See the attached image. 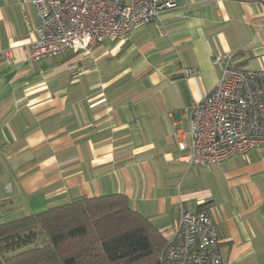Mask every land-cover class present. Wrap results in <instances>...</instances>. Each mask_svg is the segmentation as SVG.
Wrapping results in <instances>:
<instances>
[{
  "label": "crops",
  "instance_id": "obj_1",
  "mask_svg": "<svg viewBox=\"0 0 264 264\" xmlns=\"http://www.w3.org/2000/svg\"><path fill=\"white\" fill-rule=\"evenodd\" d=\"M38 24L31 0H0V51L12 54L0 61V223L123 193L167 241L182 208L209 210L222 264H264V146L189 165L176 135L189 137L191 105L219 81L216 56L264 70V2L180 0L162 27L35 62Z\"/></svg>",
  "mask_w": 264,
  "mask_h": 264
},
{
  "label": "built area",
  "instance_id": "obj_2",
  "mask_svg": "<svg viewBox=\"0 0 264 264\" xmlns=\"http://www.w3.org/2000/svg\"><path fill=\"white\" fill-rule=\"evenodd\" d=\"M179 1L31 0L39 24L28 58L38 62L68 51L92 52L107 41H127L136 26L156 23L162 27L163 12ZM11 60L10 51H0V61ZM213 62L220 67L221 77L191 105L189 137L176 131L183 152L179 160L189 165L218 164L264 146V70L239 67L231 52L216 56ZM187 73L193 72L188 69ZM163 258L165 264H222L219 230L212 213L182 208L175 237L167 241Z\"/></svg>",
  "mask_w": 264,
  "mask_h": 264
},
{
  "label": "trees",
  "instance_id": "obj_3",
  "mask_svg": "<svg viewBox=\"0 0 264 264\" xmlns=\"http://www.w3.org/2000/svg\"><path fill=\"white\" fill-rule=\"evenodd\" d=\"M167 240L123 193L0 223V264H165Z\"/></svg>",
  "mask_w": 264,
  "mask_h": 264
},
{
  "label": "rangeland",
  "instance_id": "obj_4",
  "mask_svg": "<svg viewBox=\"0 0 264 264\" xmlns=\"http://www.w3.org/2000/svg\"><path fill=\"white\" fill-rule=\"evenodd\" d=\"M14 217V216H13ZM16 217H20V216H18V215H16L14 218H16ZM12 219V218H11ZM10 220V219H9Z\"/></svg>",
  "mask_w": 264,
  "mask_h": 264
}]
</instances>
